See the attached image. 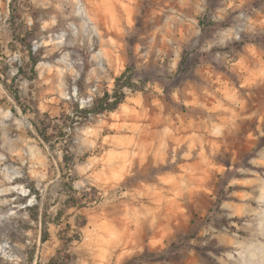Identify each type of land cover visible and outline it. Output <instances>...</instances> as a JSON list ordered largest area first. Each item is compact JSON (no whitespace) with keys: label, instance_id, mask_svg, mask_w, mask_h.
Wrapping results in <instances>:
<instances>
[{"label":"rangeland","instance_id":"rangeland-1","mask_svg":"<svg viewBox=\"0 0 264 264\" xmlns=\"http://www.w3.org/2000/svg\"><path fill=\"white\" fill-rule=\"evenodd\" d=\"M60 250L264 264V0H0V264Z\"/></svg>","mask_w":264,"mask_h":264},{"label":"trees","instance_id":"trees-1","mask_svg":"<svg viewBox=\"0 0 264 264\" xmlns=\"http://www.w3.org/2000/svg\"><path fill=\"white\" fill-rule=\"evenodd\" d=\"M29 55L31 60V69L33 72H35V66L37 64V58L34 56V53L32 51L31 45H29ZM22 67H19V72H22ZM120 81L121 77H118L116 79V89L113 93L110 91H105L104 94L100 97L95 98L94 103L89 108H81L80 113L83 114L84 117H90L93 114H100L105 113L106 111H114L118 108V106L123 102L125 99V93L120 89ZM123 86H127V83H125ZM18 100V99H17ZM37 130H39V125L36 123H33ZM46 133H43L44 138L46 139ZM65 161L68 163L70 161V158L68 156L65 157ZM48 239V237L43 236L42 241L45 242ZM65 259V255L62 254L61 250L58 251V254L53 257L47 264H59Z\"/></svg>","mask_w":264,"mask_h":264}]
</instances>
